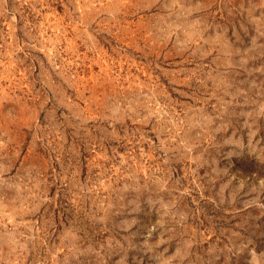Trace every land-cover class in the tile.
I'll return each mask as SVG.
<instances>
[{
    "label": "rangeland",
    "instance_id": "obj_1",
    "mask_svg": "<svg viewBox=\"0 0 264 264\" xmlns=\"http://www.w3.org/2000/svg\"><path fill=\"white\" fill-rule=\"evenodd\" d=\"M0 264H264V0H0Z\"/></svg>",
    "mask_w": 264,
    "mask_h": 264
}]
</instances>
